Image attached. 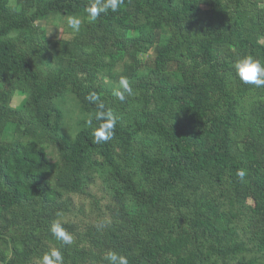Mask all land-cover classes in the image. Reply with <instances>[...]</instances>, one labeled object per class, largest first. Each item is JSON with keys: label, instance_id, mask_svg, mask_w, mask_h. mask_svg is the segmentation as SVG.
<instances>
[{"label": "trees", "instance_id": "1", "mask_svg": "<svg viewBox=\"0 0 264 264\" xmlns=\"http://www.w3.org/2000/svg\"><path fill=\"white\" fill-rule=\"evenodd\" d=\"M94 3L0 0V264H264V87L232 68L264 63V0H123L89 22ZM91 92L116 118L104 143Z\"/></svg>", "mask_w": 264, "mask_h": 264}, {"label": "clouds", "instance_id": "2", "mask_svg": "<svg viewBox=\"0 0 264 264\" xmlns=\"http://www.w3.org/2000/svg\"><path fill=\"white\" fill-rule=\"evenodd\" d=\"M123 0H97V3L89 6L86 11L89 18V22H94L100 16L101 13H107L109 10L116 12ZM81 19L78 16L69 17L67 20L68 26L74 30L79 31L81 27ZM232 68L239 78V80L245 85H253L256 87H264V63L255 59L250 55H243L237 58L232 64ZM120 85L122 90H116L115 96L121 101L125 99V94L131 95L132 88L126 78L120 79ZM92 103H96L98 111L95 114V120L98 121V126L93 129L92 137L95 143H104L113 138L115 134L116 118L110 110L105 108L104 103L100 100L99 94L91 92L86 97ZM91 119L88 121L91 124ZM237 177L243 180L246 173L244 170H237ZM52 235L59 241L65 244H71L73 237L68 233L60 224H53L50 229ZM61 260V253L59 250H52L50 253H45L41 257V264H54V261ZM104 260L107 264H129L128 258L116 251L109 250Z\"/></svg>", "mask_w": 264, "mask_h": 264}, {"label": "rangeland", "instance_id": "3", "mask_svg": "<svg viewBox=\"0 0 264 264\" xmlns=\"http://www.w3.org/2000/svg\"><path fill=\"white\" fill-rule=\"evenodd\" d=\"M51 22H52V20L48 21V24L45 25L47 38L59 37L61 35V22H60V20L56 19V21H54V25L51 24ZM260 41L264 42V38L260 37ZM12 103H13L14 106H17L19 104V101L17 100V98H15V100ZM72 104L73 103H70L69 107H70V112L71 113L73 112V114H69L68 116L66 115V117H65V119L63 121V124H62V128H61L62 132H65V129H67V127L69 129H73V124H74L73 122L75 120L74 118L76 117V115L74 113V109L72 107ZM59 106L63 108V107H66L67 105H66V103L62 105L59 102ZM94 191H95V189H93V192ZM79 201H82L81 197L76 196L75 199H74V202H79Z\"/></svg>", "mask_w": 264, "mask_h": 264}]
</instances>
